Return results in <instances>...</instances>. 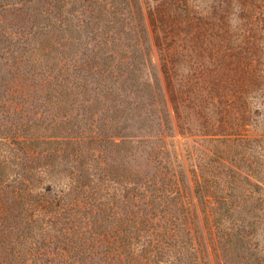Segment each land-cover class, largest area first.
Segmentation results:
<instances>
[{
	"label": "trees",
	"instance_id": "obj_1",
	"mask_svg": "<svg viewBox=\"0 0 264 264\" xmlns=\"http://www.w3.org/2000/svg\"><path fill=\"white\" fill-rule=\"evenodd\" d=\"M31 1L14 2L23 10ZM179 10L174 2L160 11L164 58L153 63V39L140 26L142 46L137 37L125 43L131 53L98 56L94 64L87 60L97 69L85 73L80 59L73 66L80 72L65 73V65L54 70L70 56L55 54L47 24H34L31 39L37 41L22 49L0 25V73L6 51L13 56L20 50L31 52L25 59L28 73L39 80L34 117L22 110L0 116V264H213L184 200L185 175L167 147L176 118L196 117L188 100L196 96L192 77H179L177 69L178 54L193 51L190 20L180 19ZM228 12L218 9L211 23L219 25ZM263 14L248 8L238 16L255 24ZM217 107L212 102L220 114ZM221 113L223 128L204 134L247 137L245 119L230 128L224 119L229 111L225 107ZM194 174V192L213 243L231 235L220 231L236 203L227 191L211 195L213 180Z\"/></svg>",
	"mask_w": 264,
	"mask_h": 264
},
{
	"label": "rangeland",
	"instance_id": "obj_2",
	"mask_svg": "<svg viewBox=\"0 0 264 264\" xmlns=\"http://www.w3.org/2000/svg\"><path fill=\"white\" fill-rule=\"evenodd\" d=\"M14 1L0 2V25L9 39L22 49L27 41H37L31 39L33 31L30 28L34 24L41 27L47 24V30L54 33L51 40L58 48L55 54L70 56H65L66 60L60 61L54 69L58 71L61 65H65V73L80 72L73 69L76 59H80L81 73H85L84 70L97 69L89 65L94 64L93 59L98 56L118 57L123 50L131 53V49L125 48L126 42L139 37L138 45L144 43L140 26H145L149 40L153 39L152 61L156 63L158 56L165 57L160 45V16L164 15L160 14L161 8L172 6L174 2L180 5V19L185 16L190 20L193 51L188 56L178 54L176 62L179 77L187 73L192 77L196 96L188 100L196 107V117L192 121H187L183 114L176 118L174 133L167 137V147L176 168L180 167L185 175L182 182L184 200L194 214V226L205 238L206 253L213 264H262L264 14L255 24H251L253 21L245 23L238 14L248 8L255 12L264 11V0H32L23 10ZM226 8L229 12L223 22L214 26L211 23L214 14L218 9L220 12ZM185 32L188 33V28ZM179 44H184L182 35ZM30 54L23 55L16 50L11 56V51H6L1 59L0 85L4 92L0 99L1 117L19 110L23 116H35L39 80L28 73L30 66L25 59ZM87 60H91L90 64H86ZM2 76L5 77L1 81ZM88 94L89 103H92L94 92ZM212 102L219 105L217 108L221 112L227 108L229 115L224 119L230 128H236L245 119L249 124L243 129L246 138L204 134L214 126L223 128L219 125L222 113L215 112ZM72 113L75 115L76 111L73 109ZM194 170L198 176L204 173L213 180L211 195L213 191H227L236 203V208L226 214L225 230L220 231L221 234L227 230L231 235L222 234L213 243L209 242L204 214L194 192ZM66 179L60 180L61 184ZM239 225L240 229L237 228Z\"/></svg>",
	"mask_w": 264,
	"mask_h": 264
}]
</instances>
